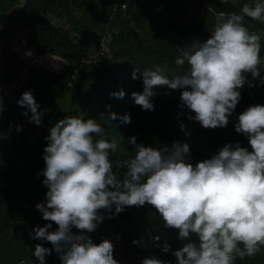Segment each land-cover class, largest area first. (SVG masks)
I'll list each match as a JSON object with an SVG mask.
<instances>
[{
  "label": "clouds",
  "instance_id": "9594fccd",
  "mask_svg": "<svg viewBox=\"0 0 264 264\" xmlns=\"http://www.w3.org/2000/svg\"><path fill=\"white\" fill-rule=\"evenodd\" d=\"M245 17L264 24V0L243 4L239 14H216L207 40H193L179 48L175 64L179 68L187 64L186 71L173 73L170 78L159 65L143 73L136 68L132 79L137 73L142 75L143 91L131 94L134 103L142 110L154 111L157 89H179L181 103L195 114L189 115V120L205 129L227 127L241 99L239 89L246 83L256 86L248 74L264 85V78H260L264 71L260 55L264 33L250 31ZM26 55L31 56V51ZM110 95L123 98L125 92ZM17 103L27 109L23 115L30 123L43 126L47 109L40 110L31 90ZM117 118L115 112L110 113V120ZM119 119L131 122L129 114ZM180 127L185 128L183 124ZM17 131L22 127L17 126ZM235 131L247 137L251 151L239 142L228 143L211 158L193 164L187 143H174L171 149L154 148L137 143L133 136L128 143L135 155L121 162L111 159L117 141L109 140L95 119H60L45 137L46 167L37 174L44 177L42 184L48 190L45 203L35 207L49 223L35 227L32 238L50 242L61 264H119L113 243L108 239L94 243L89 234L105 218L112 219L126 207L148 204L159 213L163 226L177 230L178 240L184 242L173 252L176 264H236L238 258H254L264 251V105L249 106L239 114ZM114 165L124 169L122 176L114 171ZM102 210L107 217L101 215ZM53 223L58 227L49 231ZM132 243L144 246L139 240ZM169 249L165 244L162 251ZM50 254L49 248L35 245L33 256L39 264H45ZM20 264L26 262L21 260ZM141 264L168 262L152 255Z\"/></svg>",
  "mask_w": 264,
  "mask_h": 264
},
{
  "label": "trees",
  "instance_id": "16d2710c",
  "mask_svg": "<svg viewBox=\"0 0 264 264\" xmlns=\"http://www.w3.org/2000/svg\"><path fill=\"white\" fill-rule=\"evenodd\" d=\"M116 1L24 0L16 12L10 13L16 1L0 0V54L8 69H14L20 63L18 55L10 52L13 62L5 54L9 52L7 42L21 28L30 32L26 51H36L43 58L49 53L68 62L65 72L50 75L32 67L18 100L25 91L31 90L36 101L41 104L49 95L55 100L64 90H70V113L74 100L80 95L82 112L105 128L109 140L117 141V151L111 155L113 161L122 162L135 155L128 143L130 137L135 136L137 143L154 148L165 147L168 141L172 145H189V134L194 127L201 134V139L195 158L191 159L193 164L206 158L205 148L213 156L225 144L235 145L239 142L242 147L251 151L247 137L235 131L239 114L249 106L264 105V85L259 83V79L253 80L250 74L248 80L256 86L249 87L246 83L239 89L241 99L229 117L230 123L227 127L216 129H205L199 122L187 118L195 114L181 103L179 89L173 95L157 90L158 95L153 98L154 111L142 110L134 103L131 94L143 91L142 75L137 73V78L132 79L136 68L143 73L146 69H154L156 65L161 68L165 65L168 72L186 71L187 64L184 68L175 64L179 48L193 40H207L219 12L239 14L243 4H253L254 0H229L225 4L220 0H140L142 12L149 21L147 36L129 23L132 0H120L119 5L127 4L125 14L120 10L116 12L109 26L110 37L104 46V54L94 64L90 63L88 59L99 45L101 34L109 22V12ZM187 3H195L199 7L197 17H188ZM48 14L63 18L75 37L82 39L85 47L71 38L62 25L52 24L47 18ZM205 15L208 16L207 20ZM136 23L139 24L138 21ZM244 23L250 31L264 33V24L248 17L244 18ZM260 55L264 58V36L261 39ZM73 68L78 70V82L73 87H67L65 82ZM260 78H264V71H261ZM120 90L125 92L123 98L110 95ZM26 110L16 102L0 120V264H20L21 260L26 264H39L38 259L33 256L36 244L51 250V254L45 257V264H61L50 242L32 238L35 227H43L49 223L35 207L37 203H45L48 190L42 184L44 177L37 174L46 167L43 150L47 145L45 137L49 134L43 126L37 132L25 131L16 137L17 126L25 118L23 113ZM112 112L118 116L114 121L110 120ZM177 113L181 115L178 116ZM66 114L62 112L61 117ZM124 114L130 115V123H123L119 119ZM181 124L185 126L184 130H181ZM4 130L9 132L5 139L7 143L2 139V136H6L3 134ZM114 171L122 176L124 169L114 165ZM101 215L107 217L108 213L102 210ZM103 225L105 229L96 243L111 236L122 240L134 253L128 264H141L144 258L152 255L168 264H176L173 252L179 250L184 243L178 240L177 230L163 226L159 213L148 204L139 208L126 207L123 213L112 219L105 218L89 235L98 232ZM57 227L53 223L49 231H55ZM73 232L79 234V230L75 228ZM157 236L159 241L155 240ZM133 240L142 241L144 246L133 244ZM165 244L170 245L167 253L162 251ZM236 264H264V251L254 258H238Z\"/></svg>",
  "mask_w": 264,
  "mask_h": 264
},
{
  "label": "rangeland",
  "instance_id": "374dc122",
  "mask_svg": "<svg viewBox=\"0 0 264 264\" xmlns=\"http://www.w3.org/2000/svg\"><path fill=\"white\" fill-rule=\"evenodd\" d=\"M15 4L13 5V8L11 9L12 11H10V13L16 12L17 8L23 3L24 0H15ZM232 2H237L238 0H230ZM187 10H188V17H197V13L199 12V7L196 6L195 3H187ZM130 25L135 28L136 30H138L141 34L143 35H148V30H149V21H148V17L147 15H145L142 12L141 9V1L140 0H132L131 5H130ZM201 15V14H200ZM48 20L55 25H62L65 29L68 30V34L71 38H73L76 42H78L82 47H85V44L83 43L82 39H80L79 37H75V33L69 29L68 25L65 23V20L63 18H59V17H55L52 14H48L47 15ZM205 19H208V16L205 15ZM136 21H138L139 24L136 23ZM18 32H22L21 35L18 36L17 39V43L15 41V37L16 34ZM210 34L208 35L209 38ZM30 38V32L27 29L21 28L19 29L15 34L14 37L11 38L8 42L7 45H10V43L12 42V46H17L18 49L21 50H25V46H26V42L29 40ZM207 38V39H208ZM49 54V53H48ZM162 68H164L165 74L168 75L170 78L173 75V73H180L179 71H169L167 70V66H163ZM158 91L164 92L166 94L169 95H173L176 90H172V89H168V88H160L157 89ZM71 99H72V94L70 90H64L62 92V94L59 95L58 98H56L55 100H53L52 95H49L44 102H42L40 104V110H44L47 109V111L44 114L43 117V126L46 127V130L48 132V134H50V128L52 126H54V124L56 122H58L60 119H63L64 117H69V116H82L85 119H87V115L84 114L82 111L83 109V103L82 100L80 98V95L77 96V98L74 100L73 103V110L68 113L69 109H70V104H71ZM65 112L67 113L64 117H61V113ZM30 116V115H29ZM46 118V119H44ZM198 124V123H197ZM19 126L22 127V131H16V137H19L22 135V133H24L25 131H33V132H37L41 127L36 126L33 123L29 122L28 117L23 118L20 122H19ZM42 126V127H43ZM3 134H5L6 136H2L3 142H6V137L9 134L8 130H4ZM200 139H201V134L197 133V131H195V127L192 128L190 134H189V146H190V153H191V159H194V155L196 153V150L198 148V145L200 143ZM166 147H168L169 149H171L172 147V143L168 141V143H166ZM205 152H206V158L204 159H208L211 158L212 156H210V152L208 148H205ZM105 229V225L102 226V228L96 232L95 234H93L91 236L92 240L94 243H96L97 238L99 237V235L101 234L102 231H104ZM108 240H110L113 245H114V258L119 261V264H128L129 260L133 257L134 253L132 250H130L128 248V246L120 239L116 238L115 236H111Z\"/></svg>",
  "mask_w": 264,
  "mask_h": 264
},
{
  "label": "built area",
  "instance_id": "2783aa9c",
  "mask_svg": "<svg viewBox=\"0 0 264 264\" xmlns=\"http://www.w3.org/2000/svg\"><path fill=\"white\" fill-rule=\"evenodd\" d=\"M120 0H117L109 12V22L106 28L103 30L99 45L94 53H92L88 59V62L93 64L98 57L104 54V46L110 37V23L115 17V14L120 10L125 14L127 9L126 3L118 4ZM20 34H16L18 38ZM13 48V47H12ZM14 49V48H13ZM26 50L18 51V56L20 57V63L14 69H8L7 64L0 54V100L3 103V113L0 115V120L2 119L4 113L18 100L21 91L26 86L29 76L30 69L32 67L38 68L44 74L50 75L53 73H62L68 68V62L64 58H56L52 60L48 55L45 54V58L40 56L36 51H31L32 55H26ZM56 60V61H55ZM79 78L77 68H73L70 73L69 79L65 82L67 87H73L77 84Z\"/></svg>",
  "mask_w": 264,
  "mask_h": 264
},
{
  "label": "crops",
  "instance_id": "0c3cea01",
  "mask_svg": "<svg viewBox=\"0 0 264 264\" xmlns=\"http://www.w3.org/2000/svg\"><path fill=\"white\" fill-rule=\"evenodd\" d=\"M17 34H22V32H18ZM17 37H15V41L17 43ZM14 49H13V48ZM7 50L9 51L8 53H6L5 55L7 56V58L10 60V61H13L14 62V59L12 58V56L10 55V52H12L13 54L15 55H18V51H22L21 49H18L17 46H12V42L10 43V45H7Z\"/></svg>",
  "mask_w": 264,
  "mask_h": 264
},
{
  "label": "bare ground",
  "instance_id": "6f19581e",
  "mask_svg": "<svg viewBox=\"0 0 264 264\" xmlns=\"http://www.w3.org/2000/svg\"><path fill=\"white\" fill-rule=\"evenodd\" d=\"M52 60H54L55 58H54V56H52V55H48ZM56 61V60H55Z\"/></svg>",
  "mask_w": 264,
  "mask_h": 264
},
{
  "label": "water",
  "instance_id": "95a60500",
  "mask_svg": "<svg viewBox=\"0 0 264 264\" xmlns=\"http://www.w3.org/2000/svg\"><path fill=\"white\" fill-rule=\"evenodd\" d=\"M50 55H51V54H50ZM52 56L61 59V57H59V56H55V55H52ZM63 72H65V70H64Z\"/></svg>",
  "mask_w": 264,
  "mask_h": 264
}]
</instances>
